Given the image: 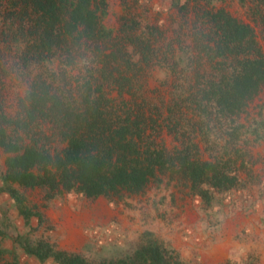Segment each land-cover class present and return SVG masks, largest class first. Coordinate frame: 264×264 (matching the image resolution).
Instances as JSON below:
<instances>
[{"label":"rangeland","instance_id":"rangeland-1","mask_svg":"<svg viewBox=\"0 0 264 264\" xmlns=\"http://www.w3.org/2000/svg\"><path fill=\"white\" fill-rule=\"evenodd\" d=\"M95 1L109 35L91 46L88 65L102 69L105 95L148 103L144 115L156 124L143 134L155 146L170 153L185 147L201 162L226 163L229 170L218 169L234 181L195 189L172 167L156 170L137 191L87 195L14 180L11 153L0 145V264H264V82L238 115L186 108L174 118L182 127L164 120L175 86L217 74L214 18L247 27L257 51L249 55L264 59V0ZM4 5L0 0V96L12 119L29 83L12 64L23 44L2 35ZM32 128L38 145L51 152L65 147L49 123ZM18 133L24 144L35 143Z\"/></svg>","mask_w":264,"mask_h":264},{"label":"trees","instance_id":"trees-1","mask_svg":"<svg viewBox=\"0 0 264 264\" xmlns=\"http://www.w3.org/2000/svg\"><path fill=\"white\" fill-rule=\"evenodd\" d=\"M98 6L95 0H5L2 35L23 44L14 51L12 64L29 83L15 118L5 116L0 96V145L11 153L8 175L24 185H60L87 195L137 191L156 170L172 167L195 189L205 182L217 188L231 185L234 177L219 171L229 170L226 163L201 162L185 147L170 153L155 146L143 134L156 124L144 115L148 103L134 98L112 102L105 95L107 80L98 76L102 69L88 65L95 57L91 46L109 35ZM214 21L217 39L211 56L221 58L217 74L175 86L165 106L168 127L181 125L174 118H181L186 108L215 111L223 118L238 115L264 82V59L259 53L249 55L257 51L247 27L225 15ZM118 86L122 90L123 82ZM152 107H157L149 108L154 114ZM41 123H49L66 143L61 151L51 152L30 135ZM19 130L35 143L24 144Z\"/></svg>","mask_w":264,"mask_h":264}]
</instances>
